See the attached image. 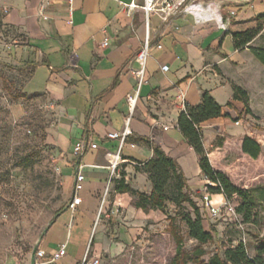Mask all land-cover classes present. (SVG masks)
<instances>
[{
	"label": "crops",
	"instance_id": "0c3cea01",
	"mask_svg": "<svg viewBox=\"0 0 264 264\" xmlns=\"http://www.w3.org/2000/svg\"><path fill=\"white\" fill-rule=\"evenodd\" d=\"M187 1L197 6L202 18L193 13L169 21L158 13L147 17L145 0H1L9 13H0V67L21 69L24 91L43 94L52 105L54 121L48 133L60 155L66 204L32 249L6 264H33L35 249L50 256L63 244L67 254L56 264H77L86 253L99 264L118 261L161 218L159 211L137 208L130 192L117 189L123 181L137 193L151 194L143 165L154 156L155 146L178 162L190 191L201 192L208 178L178 120L188 106L201 102L204 91L224 113L202 124L204 148L215 169L226 172L212 160L220 154L218 137H236L240 148L246 135L252 137L249 120L261 109L254 102V87L261 89L257 77L264 76V66L250 47L264 48V28L237 48L228 18L234 11L235 28H246L249 20L264 14V0ZM147 38L149 55L140 79L134 74L143 69L137 54ZM12 43L16 46L7 50ZM233 86L246 91L250 112L233 98ZM129 96L136 97L133 108ZM128 119L132 135L119 150V141L107 135L123 131ZM82 141L98 147L76 155ZM80 171L85 176L77 193L81 202L72 207ZM224 200L222 194L213 195L215 203Z\"/></svg>",
	"mask_w": 264,
	"mask_h": 264
},
{
	"label": "rangeland",
	"instance_id": "374dc122",
	"mask_svg": "<svg viewBox=\"0 0 264 264\" xmlns=\"http://www.w3.org/2000/svg\"><path fill=\"white\" fill-rule=\"evenodd\" d=\"M23 80L15 68L0 67V264L29 252L65 204L60 155L48 133L54 121L52 105L43 94H22ZM257 81L261 89L255 86L253 96L261 109L249 120V128L262 145L261 155L253 160L242 153L236 137H218L215 144L220 154L212 156L214 165L224 168L233 183L249 189L255 220L244 223L243 217L236 218L229 210L215 217L203 201V191L192 192L205 229L213 233V240L202 245L207 252L203 261L237 239L245 238L252 255L264 243V76L259 74ZM231 200L241 202L237 196ZM187 210H191L188 205L178 209L171 203L156 210L160 220L147 227L140 241L113 264H169L177 250L168 230L171 225L183 237L185 253H192L199 243L189 237L181 219Z\"/></svg>",
	"mask_w": 264,
	"mask_h": 264
},
{
	"label": "trees",
	"instance_id": "16d2710c",
	"mask_svg": "<svg viewBox=\"0 0 264 264\" xmlns=\"http://www.w3.org/2000/svg\"><path fill=\"white\" fill-rule=\"evenodd\" d=\"M246 28H235L236 22H230L229 32L232 34L234 44L237 48H243L249 44L264 28V14L248 21ZM253 55L264 66V48L250 47ZM13 68V67H10ZM16 69V68H15ZM21 70V69H16ZM22 75V74H21ZM24 81V80H23ZM23 83V82H22ZM22 94H27L21 87ZM233 98L241 100L247 111L249 109V98L242 88L233 86ZM227 107L233 108L228 102ZM223 106L208 91H204L201 102L195 106H188L178 120V126L187 140L194 148L198 157L199 165L209 182L206 187L211 194H222L226 200L237 196L241 202L237 205V212L243 217L244 223H252L255 220L254 203L249 189H244L233 183L226 172L215 169L211 163L203 144L202 124L208 120L223 116ZM241 151L249 158L256 160L262 153V145L254 137L246 135L241 144ZM143 170L148 174L153 189L150 195L137 193L123 181L118 182L117 189L122 192H130L133 196V204L146 212L150 210H163L167 203L173 204L176 208L188 205L191 210L181 213V219L186 223L188 235L196 240L199 246L190 254L183 250V237L171 225L168 229L173 236L177 250L169 264H264V243L250 254L242 239H237L225 247L222 251L215 252L207 261L202 257L206 255L205 245L213 240L212 231L205 229L199 206L193 193L190 191L187 179L178 162L169 156L161 147H154V156L143 165ZM66 204L62 205L55 213H61ZM54 216V217H55ZM53 221V219L51 220Z\"/></svg>",
	"mask_w": 264,
	"mask_h": 264
},
{
	"label": "built area",
	"instance_id": "2783aa9c",
	"mask_svg": "<svg viewBox=\"0 0 264 264\" xmlns=\"http://www.w3.org/2000/svg\"><path fill=\"white\" fill-rule=\"evenodd\" d=\"M69 1H71V0H69ZM132 5H134V4H131V6ZM143 9L146 11L147 17L149 16L150 13H158L164 21H169L172 17L178 16L181 13H193L197 19L202 18L201 13L197 9V6L193 3H188L187 0H162V2L160 4H157L156 2H154V0H145V4L143 6ZM0 13H3V14L9 13V9L1 4V0H0ZM40 14L42 15V17H44L46 19L45 12H44L43 8L40 9ZM218 15L219 14L217 11H213V18L219 17L218 21L220 24H222V17L218 16ZM234 15H235V12L231 11L230 16L228 18L229 22H231V17ZM222 26L224 27V24H222ZM107 45H108V39L106 38L103 41L102 46L105 47ZM13 46H16V44L15 43L8 44V45H6V48H7V50H10ZM149 48H150V43H149V39L147 38L145 43H144V46L140 49V51L137 54L138 59L140 60V62L143 65V69H141L139 71H135L134 74L139 76L140 79L143 75L144 66L146 64V60H147V57L149 55ZM179 97L183 99L184 95L181 93L179 95ZM128 102H129L130 106L133 108V106L135 105V102H136V97L129 96ZM239 122L240 121L237 120L236 124H239ZM167 128L168 127H164V129H167ZM131 135H132V130L129 127V119H128L126 126H125L123 131H121V132H110V133H108L107 136L109 139L119 141V150H120L124 145L127 144L128 139L130 138ZM97 147L98 146L95 143H91L88 141H82L75 147V154L80 155V154H83L89 148L90 149H96ZM132 147H135V145L132 144ZM119 157L120 156L117 153L116 160ZM115 163L116 162L113 163V166L116 165ZM84 179H85L84 174L81 171L78 172V174L76 176L75 186H74L75 194H74L72 207H75L76 205H78L81 202V198L77 195V193L82 189V187H83L82 183H83ZM202 191H203V193L201 195H202L203 201L213 216H215V217L220 216L223 213V211L229 210L235 215L236 218L242 217L241 214H239L236 210L238 203H235L232 200H226V199L222 203H215V202H213V195L214 194H211L207 190L206 186L204 187V189ZM242 240L244 243H246L245 238ZM66 254H67V250H66L65 244L61 245L59 247V249L54 254H52L50 256H47L43 249L38 248V249H35L33 264H56ZM99 263H100L99 259H90L88 256V253H86L85 256L83 257V259L80 262H78L77 264H99ZM15 264H19V263L16 262Z\"/></svg>",
	"mask_w": 264,
	"mask_h": 264
}]
</instances>
